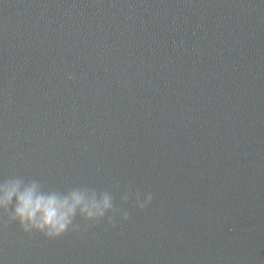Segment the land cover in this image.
Instances as JSON below:
<instances>
[{"label":"water","instance_id":"1","mask_svg":"<svg viewBox=\"0 0 264 264\" xmlns=\"http://www.w3.org/2000/svg\"><path fill=\"white\" fill-rule=\"evenodd\" d=\"M14 178L121 212L48 239L14 198L0 264H264V0H0Z\"/></svg>","mask_w":264,"mask_h":264},{"label":"clouds","instance_id":"2","mask_svg":"<svg viewBox=\"0 0 264 264\" xmlns=\"http://www.w3.org/2000/svg\"><path fill=\"white\" fill-rule=\"evenodd\" d=\"M43 185L31 180L25 183L23 178L7 179L0 185V208L13 205L14 211L10 217L18 221L25 233L38 232L48 239L63 236L70 229L79 230L74 224L77 216L85 221L99 222L107 217V222L113 225V216L121 212L113 204V197L107 192L97 194L89 189H72L67 193L43 191ZM128 201V194L121 197ZM152 200L151 194L141 202L136 194L135 205L143 210ZM111 213L112 215H108ZM122 219L128 220L129 213L122 212Z\"/></svg>","mask_w":264,"mask_h":264}]
</instances>
